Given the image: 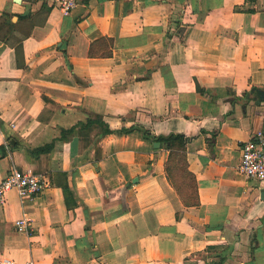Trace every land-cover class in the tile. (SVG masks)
<instances>
[{
  "label": "crops",
  "instance_id": "1",
  "mask_svg": "<svg viewBox=\"0 0 264 264\" xmlns=\"http://www.w3.org/2000/svg\"><path fill=\"white\" fill-rule=\"evenodd\" d=\"M102 39L112 55H91ZM253 89L264 0H0V146L20 144L0 181L50 182L0 203V264H264V187L239 169L264 128ZM170 136L188 174L168 173Z\"/></svg>",
  "mask_w": 264,
  "mask_h": 264
},
{
  "label": "built area",
  "instance_id": "2",
  "mask_svg": "<svg viewBox=\"0 0 264 264\" xmlns=\"http://www.w3.org/2000/svg\"><path fill=\"white\" fill-rule=\"evenodd\" d=\"M60 8L66 13L76 8L81 0H58ZM240 172L248 179H252L264 187V128L251 139L241 143ZM50 186L49 179L32 171H21L12 168L8 175L0 181V203H4L6 194L16 190L22 199L34 201L46 188ZM33 219L27 215L15 221L19 232L31 233ZM3 264H18L15 261H4ZM27 264H34L33 261Z\"/></svg>",
  "mask_w": 264,
  "mask_h": 264
},
{
  "label": "trees",
  "instance_id": "3",
  "mask_svg": "<svg viewBox=\"0 0 264 264\" xmlns=\"http://www.w3.org/2000/svg\"><path fill=\"white\" fill-rule=\"evenodd\" d=\"M113 40L111 39H102L94 44H92L91 47V55H97V54H102V55H112V48H113ZM101 50H103L101 52ZM88 125L90 124H97L102 128V133L103 134H107V133H111L112 131L108 128V126L102 121L101 117L97 116L96 118H88ZM134 129V128H133ZM75 130V127L69 130V133H73ZM131 130V129H130ZM142 130L143 134L148 136V133ZM124 132H128V129H123ZM64 133H67V130H64ZM64 134L62 136V138H65ZM161 141L163 143H170L169 148L172 149V153L169 156L168 159V166H167V170L168 173L171 174V170L172 168L174 169V164H177V168H180L181 172L185 171V167H186V158L185 155L183 154L185 151V140L181 137V136H170L169 138H163L161 139ZM53 143L46 145L42 148H38L35 149L33 152L36 155H40L46 152H49L53 149ZM20 147L19 141H17V139H15L14 137H8L7 138V143L5 145L0 146V158H3L5 156H7L10 152L16 150L17 148ZM174 150V151H173ZM177 150V151H175ZM183 152V153H182ZM175 170V169H174ZM175 172V171H174ZM186 173V172H184ZM188 174V172L186 173ZM171 178V177H170ZM173 178V177H172ZM191 179V178H189ZM192 181V180H191Z\"/></svg>",
  "mask_w": 264,
  "mask_h": 264
},
{
  "label": "water",
  "instance_id": "4",
  "mask_svg": "<svg viewBox=\"0 0 264 264\" xmlns=\"http://www.w3.org/2000/svg\"><path fill=\"white\" fill-rule=\"evenodd\" d=\"M253 92H256L258 98L260 100H263L264 101V90H261V89H253Z\"/></svg>",
  "mask_w": 264,
  "mask_h": 264
}]
</instances>
